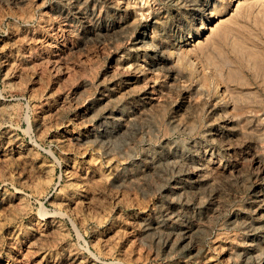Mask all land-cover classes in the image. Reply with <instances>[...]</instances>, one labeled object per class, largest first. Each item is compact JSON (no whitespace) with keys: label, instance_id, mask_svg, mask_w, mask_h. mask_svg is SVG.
Instances as JSON below:
<instances>
[{"label":"rangeland","instance_id":"374dc122","mask_svg":"<svg viewBox=\"0 0 264 264\" xmlns=\"http://www.w3.org/2000/svg\"><path fill=\"white\" fill-rule=\"evenodd\" d=\"M96 263L264 264V0H0V264Z\"/></svg>","mask_w":264,"mask_h":264},{"label":"bare ground","instance_id":"6f19581e","mask_svg":"<svg viewBox=\"0 0 264 264\" xmlns=\"http://www.w3.org/2000/svg\"><path fill=\"white\" fill-rule=\"evenodd\" d=\"M125 6V5H124ZM87 10V9H86ZM132 17V16H131ZM99 34V33H98ZM140 43V42H139ZM159 64V63H158ZM88 99V98H87ZM143 114V113H142ZM225 121V120H224ZM135 129V128H134ZM115 133V132H114ZM127 133V132H126ZM65 136V135H64ZM175 148V147H174ZM79 154V153H78ZM148 156V155H147ZM106 157V156H105ZM74 161H76V160H74ZM78 161V160H77ZM76 163V162H75ZM231 166V165H230ZM74 168V167H73ZM164 169V168H163ZM71 170V169H70ZM162 170V169H161ZM45 172V171H44ZM180 177V176H179ZM77 179V178H76ZM77 181V180H76ZM75 181V182H76ZM108 183V182H107ZM195 184V183H194ZM81 187V186H80ZM69 190V189H68ZM82 193V192H81ZM21 201V200H20ZM62 201V200H61ZM68 202V201H67ZM22 204V203H21ZM57 205H58V203H57ZM60 205V204H59ZM79 206V205H78ZM64 207V206H63ZM156 207V206H155ZM65 208V207H64ZM21 209V208H20ZM86 212V211H85ZM44 213V212H43ZM65 213V212H64ZM78 213V212H77ZM59 214V213H58ZM79 214V213H78ZM81 215V214H80ZM39 216H40V214H39ZM84 216V215H83ZM41 217V216H40ZM43 218V217H42ZM52 220V219H51ZM82 221V220H81ZM84 221V220H83ZM62 223V222H61ZM197 223V222H196ZM53 228V227H52ZM58 228V227H57ZM54 229V228H53ZM61 232V231H60ZM62 233V232H61ZM60 234V233H59ZM158 234V233H157ZM62 235V234H61ZM41 236H42V234H41ZM184 239V238H183ZM43 246V245H42ZM29 250V249H28ZM44 250V249H43ZM44 252V251H43ZM37 253V252H36ZM39 257V256H38ZM73 258V257H72ZM91 261V260H90ZM97 264V263H96Z\"/></svg>","mask_w":264,"mask_h":264}]
</instances>
